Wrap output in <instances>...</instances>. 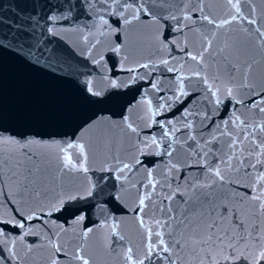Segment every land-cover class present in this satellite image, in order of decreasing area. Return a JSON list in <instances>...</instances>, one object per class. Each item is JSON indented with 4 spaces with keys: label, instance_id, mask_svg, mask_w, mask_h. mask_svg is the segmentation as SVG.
<instances>
[{
    "label": "snow or ice",
    "instance_id": "6c2138e0",
    "mask_svg": "<svg viewBox=\"0 0 264 264\" xmlns=\"http://www.w3.org/2000/svg\"><path fill=\"white\" fill-rule=\"evenodd\" d=\"M11 12L0 264H264V0Z\"/></svg>",
    "mask_w": 264,
    "mask_h": 264
},
{
    "label": "water",
    "instance_id": "95a60500",
    "mask_svg": "<svg viewBox=\"0 0 264 264\" xmlns=\"http://www.w3.org/2000/svg\"><path fill=\"white\" fill-rule=\"evenodd\" d=\"M17 3H22V0H0V15L11 17L13 15L11 7Z\"/></svg>",
    "mask_w": 264,
    "mask_h": 264
}]
</instances>
